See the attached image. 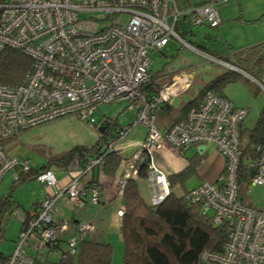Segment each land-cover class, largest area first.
I'll return each mask as SVG.
<instances>
[{
  "label": "built area",
  "instance_id": "1",
  "mask_svg": "<svg viewBox=\"0 0 264 264\" xmlns=\"http://www.w3.org/2000/svg\"><path fill=\"white\" fill-rule=\"evenodd\" d=\"M221 1L0 0V51L10 46L33 58L31 69L19 83H0V140L68 115L87 120L99 104L122 101L124 108L133 112L131 124L142 123L147 131L126 160L118 192L127 178L136 177L140 152L145 151L150 154L145 178L152 205L170 192L167 173L153 162L152 152L167 144L184 153L195 144L211 142L225 160L224 173L214 181L205 180L192 187L189 199L212 211L214 221L228 220L230 227L221 251L202 252L203 264H264V210L243 202L235 184L238 128L246 108L207 90L198 106L162 130L154 125V109L187 88L189 77L178 71L162 82L157 93L149 95L145 89L151 79L148 51H160L170 37L198 50L181 32L200 24L218 26L221 18L215 6ZM257 84L264 90V84ZM128 127L121 128L107 150L114 149ZM256 151L249 185H264V143L256 146ZM30 166L27 159L10 155L0 146V182L6 171L13 170L15 178L19 169ZM36 178L47 187L56 183L52 169L38 172ZM80 189L78 179L72 177L62 189L46 192L36 217L20 229L11 254L0 257V264H34L38 253L68 227L67 221L58 223L52 216L56 198L66 195L79 202ZM98 194L94 187L91 203L98 201ZM93 230L92 223L80 221L76 235L69 237V245L76 243V236L84 237Z\"/></svg>",
  "mask_w": 264,
  "mask_h": 264
},
{
  "label": "trees",
  "instance_id": "2",
  "mask_svg": "<svg viewBox=\"0 0 264 264\" xmlns=\"http://www.w3.org/2000/svg\"><path fill=\"white\" fill-rule=\"evenodd\" d=\"M181 34L184 38L187 37L198 50L218 57L234 68L223 66L220 73L207 80L191 99L178 107H174L170 101L160 103L153 111L154 125L158 129H166L183 118L191 107L199 105L207 90H213L225 96L224 88L239 79L249 84L252 94L262 90L257 82L264 84V42L236 53H228L217 48L207 47L200 38H196L197 34L191 28L183 29ZM189 40L188 42H190ZM32 65L33 58L31 56L19 48L5 46L0 51V83H19ZM150 77V82L145 86L149 95L157 93L162 82H167L163 73L151 72ZM242 121L238 128L239 162L235 172V184L237 196L245 202L244 192L255 171L253 162L257 156L256 146L264 143V104L251 125H245ZM100 126L103 129L99 131L96 143L74 145L60 155L53 156L38 168L30 166L27 170H18L17 176L12 180L13 185L9 192L0 196V239L3 237L4 230L3 215L6 212L12 214L13 210L20 205L12 199L11 190L25 180L37 179L36 174L40 171L50 169L52 166L67 169L75 160L81 171L73 176L78 179L81 185L79 202L91 203L90 196L94 187L99 191L98 193L101 192L98 171H102L105 175H111L122 159V155L119 153V143L110 150H107L108 144L118 135L121 128L127 125L119 124L114 119H106ZM16 136L17 134L0 140V146L7 151V143ZM196 155L187 157L188 163L182 170L167 175L171 186L170 192L160 203L152 205L145 201L137 186L136 178L146 177L150 161L149 153L140 152L141 161L136 164L137 175L127 178L121 191L123 207L120 222L121 264H203L204 261L201 257L203 251L219 252L222 250L230 227L229 221L226 219L219 222L214 221L212 211L203 210L199 202L189 199L192 187L187 188L186 182L191 175L197 172L196 166L200 157ZM92 160L99 161L94 162L86 169ZM224 169L225 160L223 159L222 169L216 178L224 173ZM176 185L182 189L181 194L177 195L174 192L173 187ZM99 200L100 194H98L96 203ZM40 201L41 199L36 198L31 204V210L23 209L19 213L21 222L19 231L28 220L36 217ZM64 220L68 223L67 228L72 227L75 222L74 216L60 218L56 221L60 223ZM80 221L92 223L88 220ZM80 221L75 223L74 235H76V226ZM86 236H76V243L70 246L69 238L63 239L58 233L54 240L42 249L40 255L38 253L34 264H47L48 262L54 264H111V243L93 240ZM61 240L65 242L64 247L60 244ZM59 244L61 248L59 254L51 260V257L46 255V251L59 247ZM29 252H33V249H29ZM6 256L8 255L0 252V257Z\"/></svg>",
  "mask_w": 264,
  "mask_h": 264
},
{
  "label": "rangeland",
  "instance_id": "3",
  "mask_svg": "<svg viewBox=\"0 0 264 264\" xmlns=\"http://www.w3.org/2000/svg\"><path fill=\"white\" fill-rule=\"evenodd\" d=\"M188 1L190 4H197L205 0ZM215 7L221 18L218 26L209 27L205 24L191 26L192 31L197 34L196 38H200L207 47L217 48L223 52L236 53L264 42V0H224L216 3ZM80 16L88 17V14L80 13ZM193 37L191 38L193 39ZM186 39L189 40L187 37ZM148 56L151 59L149 70L152 73L165 74L164 79L166 81L169 80L170 74L178 71H184L189 77L187 88L171 99L170 102L174 107H178L191 99L207 80L223 69V64L218 60L185 45L174 37H170L160 51L149 50ZM224 94L234 104L246 108L247 115L243 119L245 125L253 123L262 104H264V90L252 94L249 84L241 79L228 84L224 88ZM106 119H114L122 125L130 124L119 145H126L125 151L128 150L131 154L142 142L147 127L139 122L131 124L133 112L125 109L122 101L99 104L87 120L79 119L75 115H68L23 130L7 143V151L10 155L26 158L33 167L38 168L47 163L53 156L60 155L74 145L96 143L99 137V126ZM213 149L212 145L208 144L207 152L199 158L196 166L197 172L191 175L186 182L187 188L193 185L196 186L199 180L203 178L214 179L218 175L222 157ZM152 159L157 160V155L153 154ZM61 169L52 166L54 175L57 177L63 174ZM67 169L69 172L75 171V173L76 169H79L76 175L81 172L80 167L77 166L74 160ZM12 179L13 170L6 171L0 182V196L9 192L13 185ZM50 187H47L38 179H32L21 182L11 190L12 199L20 205L13 210L12 214L6 212L3 215L2 225L4 230L3 237L0 239V252L6 255L11 254L21 224L19 213L23 209L31 210L33 200L45 195V191H48ZM140 189L143 192L144 199L149 202V186L144 180L140 181ZM174 192L177 195L181 194V189L175 186ZM244 200L245 203L264 210V185H249L244 192ZM54 203L53 209L57 207L59 212L63 213V216L71 215L74 208L73 202L61 198ZM85 203L82 209L77 208L78 216L84 213L86 215L87 213L90 214L91 217L96 216V209L100 208L101 204L96 206V204ZM55 214L56 211L52 210L53 218L56 217ZM102 217L105 219L104 223L102 222V230H104V233L106 232L104 238L107 239L104 242H110L112 245L111 264H121L122 243L119 230L113 224H110L109 212L104 213ZM95 218L93 220L99 227L101 220L99 217ZM62 234L63 232H60V235ZM54 258L51 257L50 259L53 260Z\"/></svg>",
  "mask_w": 264,
  "mask_h": 264
},
{
  "label": "crops",
  "instance_id": "4",
  "mask_svg": "<svg viewBox=\"0 0 264 264\" xmlns=\"http://www.w3.org/2000/svg\"><path fill=\"white\" fill-rule=\"evenodd\" d=\"M225 97H227V96L225 95ZM228 99L231 100L230 98H228ZM234 105H236V104H234ZM242 123H243V121H242ZM208 144H211L212 148H214L213 150L218 152L215 148V145L211 142L195 144V145L191 146L190 148H188L184 153H178L177 151L172 149L169 145L165 144L163 147H161V149H157L154 152H152V155L153 154L157 155V160H153V159L152 160L160 169L164 170L167 173V175L169 173H176V172L182 170L185 167V165H187V163H188L187 157L193 156L194 154H197L196 156H199L201 158L207 152ZM201 146H202V148H201ZM125 148H126V145H119V153L122 155V159H121L120 163L118 164V167L116 168V170L114 171L113 174L105 175L102 171H98V183L100 184V186L102 188H101V192H100V200L98 203H95L96 206L101 204L100 208L96 209V216L91 217V215L88 213H87V215H86V213H84V214H81L78 216V214L76 212L77 208L82 209L83 206L86 204L85 202H73L74 208H73L70 216H63L62 215L63 213L61 211L59 212L57 207H54L53 210L56 211L55 219L70 218L72 216H74V219H75V222L73 223L72 227L66 228L63 231V234L61 235V237H63V239L64 238L67 239L71 235H73V229H74L75 223L77 221L88 220L97 226L95 227L94 231L87 234L86 237L93 239V240H98V241H105V240L107 241V239L104 238V235L106 237V232L104 233V230H102V222L104 223V220H105V219H103L102 215L104 213L107 214L108 212L110 213V217H109L111 220L110 224H113L114 227L119 230V235H120V239H121L120 222H121V214H122V208L123 207H122V201H121V193L118 192V189H119L118 182H119L120 177L122 176V174L125 171L126 160L136 150L135 149L131 154H129L128 150L125 151ZM152 155H151V158H152ZM20 158H22V157H20ZM74 162H76V161L74 160ZM74 166H76V165L74 164ZM77 166H78V164H77ZM222 166H223V158H222V164H221L219 173L222 169ZM61 170H62L63 174H61V176L59 175V177L55 176L56 177V183L53 186H51L50 189H48V191L45 189L46 190L45 193L46 192L53 193V192H56L58 189L62 188L71 177L76 175V173L78 172L79 169H76V173H75V171L69 172L68 169H61ZM219 173H218V175H219ZM216 177L214 179L203 178V179L199 180L198 184L202 181H205V180L214 181L216 179ZM142 180H144L148 184V182L146 181V178H136L138 190H139L140 194L142 195V197L144 198L143 192L140 189V181H142ZM176 186H178L180 188L179 185H176ZM194 186L195 185H193L191 187H194ZM174 187H173V189H174ZM191 187H188V188H191ZM181 193H182V189H181ZM41 197L42 196H39L37 198L41 199ZM61 198L69 201V199L67 198L66 195H64V196L61 195L60 197L56 198L55 201L60 200ZM145 201L148 202V200H145ZM103 208H104V210H103ZM119 212H121V214H119ZM95 217H99V219L101 220L99 223V227H98V224L95 223L93 220ZM60 244L62 245V247H64L65 242L61 240ZM60 244H59V247L50 248L49 251H46V255H48V257H57L59 254V251L61 249Z\"/></svg>",
  "mask_w": 264,
  "mask_h": 264
},
{
  "label": "water",
  "instance_id": "5",
  "mask_svg": "<svg viewBox=\"0 0 264 264\" xmlns=\"http://www.w3.org/2000/svg\"><path fill=\"white\" fill-rule=\"evenodd\" d=\"M227 65H230V64L227 63ZM102 129H103V127L99 126V131H102ZM201 148H202V146H201Z\"/></svg>",
  "mask_w": 264,
  "mask_h": 264
},
{
  "label": "clouds",
  "instance_id": "6",
  "mask_svg": "<svg viewBox=\"0 0 264 264\" xmlns=\"http://www.w3.org/2000/svg\"><path fill=\"white\" fill-rule=\"evenodd\" d=\"M225 62H226V61H225ZM228 64H229V63H228ZM223 66H225V65H223ZM227 67H228V66H227ZM229 68H231V67H229ZM25 159H26V158H25ZM50 169H51V168H50ZM55 178H56V177H55ZM71 178H72V177H71ZM71 178H70V179H71ZM68 181H69V180H68ZM68 181H67V182H68ZM67 198H68V197H67ZM41 199H42V198H41ZM54 219H55V218H54ZM55 220H57V219H55ZM18 234H19V233H18ZM15 240H16V239H15Z\"/></svg>",
  "mask_w": 264,
  "mask_h": 264
},
{
  "label": "bare ground",
  "instance_id": "7",
  "mask_svg": "<svg viewBox=\"0 0 264 264\" xmlns=\"http://www.w3.org/2000/svg\"><path fill=\"white\" fill-rule=\"evenodd\" d=\"M262 89V88H261Z\"/></svg>",
  "mask_w": 264,
  "mask_h": 264
}]
</instances>
